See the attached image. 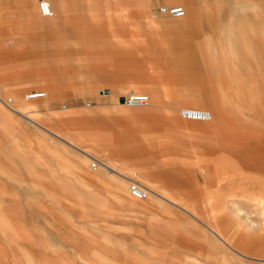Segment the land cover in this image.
<instances>
[{"label": "rangeland", "instance_id": "obj_1", "mask_svg": "<svg viewBox=\"0 0 264 264\" xmlns=\"http://www.w3.org/2000/svg\"><path fill=\"white\" fill-rule=\"evenodd\" d=\"M21 1L0 0V96L11 104L15 101L12 94L18 92L17 100L23 104V109L19 110L29 109L27 115L31 118L34 117L31 112L36 110V103L55 106L58 112L66 111L70 126L65 130L66 136H70L65 139L78 145L75 139H78L79 124L83 132L85 130L86 153L89 154L86 160L88 173L94 170H89L90 165L96 163L94 159L113 164L119 192L113 193L114 188L107 187L109 183L92 181V184L102 187H98L96 192L88 188V194L96 198L94 209L88 204L89 211H94L88 214V219L92 220L89 223H95L103 232L111 231L119 238L130 240L138 250L146 248L148 251L144 253L148 264H205L201 262L206 252L202 253L200 249H207L205 246L209 243L204 246L195 245L194 237L204 234L201 230L211 234L208 227L219 215L217 211L222 209V204L231 214L233 227L241 231L249 241H255L262 234L263 229L258 226L263 221L261 207L256 201L243 202L241 189L246 184L243 181V171L246 169L253 171L252 174L264 176V164L258 161L254 166L244 163L247 160L242 156V148L250 150V145L246 141L222 140L221 137L225 135L211 132L203 134L206 139L200 140L199 135L191 131L197 127L196 124L178 116L177 110L183 106L175 109V116L181 122L166 120L165 123V119H162L164 109L149 108L153 111L149 112L151 96L146 90H136L159 87L158 102L165 105L171 100L161 89L165 85L166 88L171 86L167 84L172 82L169 80L175 77L174 74L180 78L172 87L174 91L181 93L188 90L187 85L191 87L187 80L191 71L181 69L190 59L185 60L187 56L172 45L173 33L176 31L173 26L178 24L170 20L183 18L172 17L159 10L162 6H181L178 1L49 0L53 17L46 16V20L36 18L40 15L38 0H23L32 8L31 15L22 8ZM196 1L208 4L213 0ZM7 6H10L9 10L5 9ZM188 47L184 46L185 49ZM198 69L200 73L205 70ZM159 83L162 85L159 86ZM46 89L51 90V94L42 99L23 98L31 91ZM107 89L112 90V96L108 95ZM132 90L147 94V104L144 103L140 108L124 105L123 98ZM183 99L184 105L188 106L187 99ZM256 101H262L264 105V93ZM199 104L196 107L209 110L203 102ZM237 104L241 106L242 101L239 100ZM254 113L259 118L257 124L253 125L256 128L254 135L262 137L254 141V145L257 152L264 154V119L260 118L264 114L255 110ZM233 115L231 119L236 122L234 125L242 129V106ZM52 131L60 133L59 130ZM235 136L242 137V132ZM229 152L233 154L230 159L232 170H235L232 172L230 199L226 195L227 190L219 187L223 186L222 182L217 180L214 173L205 176L213 166L211 160L217 164L222 160L217 157L218 154ZM168 161H172V164L183 163L184 167H178L186 171L184 175L187 179L190 180L189 175L195 181L198 179L197 184L186 181L181 183L182 187L167 191L154 188L148 182L149 173L164 176L167 170H171L163 164ZM146 177L147 181H144ZM131 181L163 195L176 205L159 199L146 189V197L143 199L129 195L127 187ZM253 181L260 179L256 177ZM186 184L188 187L183 188ZM132 202L144 206V209L134 207ZM42 210L47 214L52 213L47 206H43ZM58 221L57 226L68 227L74 261L76 252L72 249L77 245L76 242L80 243L79 231L62 219ZM168 223L176 224L181 229L178 232L180 235L169 237L176 241L164 238L162 225ZM187 228L190 234L184 240L181 236L187 235L184 230ZM205 240L208 242V235ZM24 247L27 249L22 254L25 256L28 253L35 258L30 262L24 261V264H52L53 259L58 260V251L61 250L57 245L50 244V253L46 254L41 250L42 247L37 253L28 249L31 247L28 244ZM101 249L99 242H92L88 249L84 246L83 254L98 253ZM224 249L228 251L229 248ZM236 249L243 255L231 250L226 264L230 261L232 264H259L250 262V257L264 260V245L247 244ZM218 251L222 254L224 250L214 248L215 256ZM121 260L120 263L123 258Z\"/></svg>", "mask_w": 264, "mask_h": 264}, {"label": "crops", "instance_id": "obj_2", "mask_svg": "<svg viewBox=\"0 0 264 264\" xmlns=\"http://www.w3.org/2000/svg\"><path fill=\"white\" fill-rule=\"evenodd\" d=\"M176 1L181 4L184 16L176 17L183 19L170 20L178 24L173 26L176 31L173 33L172 45L187 56L185 60L190 59V62L183 65L181 69L191 71L188 74L189 78L187 77L191 87L187 85L188 90L181 93L174 91L172 87H175L180 79L179 75L174 74L175 77L169 80L172 82L167 84L171 86L166 88L165 85L161 89L171 100L165 105L158 102L159 87L136 88V90H146L151 96L148 109H164L165 114L163 113L162 119H165V123H167L166 120L180 121L175 116V109L178 106L203 109L196 107L203 102L211 116L207 121H189L197 126L191 130L192 133L198 134L200 140L206 139L203 134L211 132L225 135L221 137L222 140L246 141L245 143L252 149L242 148V156L247 160L244 163L254 166V163L258 161L264 164V154L257 152L254 145V141L261 140L262 137L254 135L256 128L253 126L259 119L254 110L264 114L263 102L256 101L264 93V0H213L208 4L196 0ZM48 2L51 8L49 17H53L52 3L49 0ZM21 6L26 13L32 14L33 10L28 3L22 0ZM6 8L9 10L10 6ZM44 17L41 14L36 16L39 20H46V16ZM187 45L189 47L185 49L184 46ZM198 68L205 69L206 72L200 73ZM180 77L183 76L180 75ZM160 85L162 84L159 83ZM107 90L108 95L112 96V90ZM41 92H44L45 96L51 94L49 89ZM12 97L15 100L11 102L13 106L0 96V264H24V261H33L35 258H32L30 254L27 253L25 256L22 254L24 249H27L24 247L25 244L30 245L28 249L34 250V253L39 252L42 247L41 250L46 254L50 253L48 247L50 244L57 245L61 249L58 251L60 256L57 261L53 259L52 264H148L144 253L148 251L146 248L138 250L133 247L130 240L119 238L111 231L103 232L95 223H89L92 220L88 219V214L94 211H89L88 204L94 209L96 198L88 194V188L96 192L98 187H102V185L92 184V181L109 183L107 187L114 188L113 193L119 192L118 180L115 178L117 172L113 164L93 158L96 163L94 166L91 164L89 170H94L88 173L86 160L89 154L86 153V133L81 129L80 124L78 139H75L78 145H74L65 139L70 136H66L65 130L70 126V119L65 115L66 111L58 112L55 106L36 103V110L31 112L34 117L31 118L27 115L29 109L19 110V108L23 109V104L17 100L19 93L12 94ZM183 98L188 101L186 105L193 106H185ZM38 99L42 98L32 100ZM239 100L242 101V129L237 128V124L234 125L236 122L231 119L238 108H241L237 104ZM150 109L149 112H153ZM260 118L264 119V116ZM52 130H59L60 133L58 131L54 133ZM238 132H242V137L236 138L235 135ZM232 156L230 152L220 153L217 157L222 160L217 164L211 160L213 166L208 169V172L203 170L206 172L205 176L211 172L215 174L217 180L223 185L219 187L227 190L226 195L229 199L231 198L232 172L235 171L232 170L233 164L230 159ZM163 164L171 169L167 170L164 176L149 173L148 182L154 188L167 191L182 187L181 183L186 181L198 182V179L195 181L191 175H189L190 180L187 179L188 177L184 175L186 171L178 167H184L183 163L172 164V161H168ZM245 164H243L244 167ZM96 166L98 167L95 169ZM252 172L247 169L243 171V181H246V184L241 187L243 202L256 201L261 207L263 221L258 226L263 229L262 234L255 241H249L241 231L233 227L228 208L219 203L222 204L220 206L222 209L217 211L219 215L208 227L211 234L201 230L204 234L194 237L197 243L195 245L204 246L209 243L205 246L207 249L203 247L200 249L202 253L206 252L201 263L226 264L229 262L227 258H230L231 250L243 255L236 247L242 248L247 244L264 245V176L252 174ZM256 177L260 181H253ZM144 181H147V177ZM186 187H188L187 184L183 186V188ZM143 189H146L148 193H154L163 201L176 205L175 202L147 187ZM210 195L209 193L208 196L211 198ZM132 204L140 210L144 209L142 205L134 202ZM43 206H47L52 213H45L42 210ZM223 214L224 217H222ZM58 219L64 220L66 224L74 225L79 231L80 243L76 242L77 245L72 249L74 253L76 252L74 261L71 256L72 237L68 227L57 226ZM93 220L95 221L94 217ZM250 222L254 224L253 221ZM162 226L166 240H173L174 238L169 237L180 235L178 232L181 229L178 225L168 223ZM184 230L187 235L181 237L187 239L190 230L188 228ZM207 235L208 242L205 240ZM92 242H99L102 249L98 253L84 255V246L88 249L89 243ZM184 245L181 246L185 247ZM218 247L224 251L222 254L218 251V255L215 256L214 248ZM224 247L229 248V253ZM226 254L229 255L226 256ZM121 258H123L122 263H120ZM250 258L252 263L263 260L256 257ZM229 264H232L231 261Z\"/></svg>", "mask_w": 264, "mask_h": 264}, {"label": "built area", "instance_id": "obj_3", "mask_svg": "<svg viewBox=\"0 0 264 264\" xmlns=\"http://www.w3.org/2000/svg\"><path fill=\"white\" fill-rule=\"evenodd\" d=\"M37 9L42 15L49 14L48 3L44 0L37 1ZM160 12L170 15L172 17H181L183 15V10L180 6H173L167 8L165 6L160 7ZM44 93L31 91L29 94L25 95V99H35L42 98ZM147 96L143 93H127L123 98V104L129 107H136L146 103ZM178 116L185 120H194V121H207L210 118V114L203 109L190 108V107H181L177 110ZM127 192L129 195L136 198H144L146 192L142 189L136 182L131 181L127 187ZM259 264H264V260H260Z\"/></svg>", "mask_w": 264, "mask_h": 264}, {"label": "bare ground", "instance_id": "obj_4", "mask_svg": "<svg viewBox=\"0 0 264 264\" xmlns=\"http://www.w3.org/2000/svg\"><path fill=\"white\" fill-rule=\"evenodd\" d=\"M44 1H46V0H44ZM47 3H48V6H49V14L48 15H43V16H49L50 14H51V8H50V5H49V2H48V0L46 1ZM181 7V6H180ZM167 8H169V7H167ZM171 8V7H170ZM182 8V7H181ZM182 10H183V8H182ZM40 13V12H39ZM42 15V14H41ZM182 16H184V10H183V15ZM44 93V92H43ZM128 93H142V92H133V91H130V92H128ZM27 94H29V93H27ZM27 94H25V95H27ZM143 94H145V93H143ZM147 97H148V95L147 94H145ZM44 96H45V93H44ZM33 99V98H32ZM143 105V104H142ZM142 105H139V106H136V107H132V108H137V107H140V106H142ZM207 111V110H206ZM209 114H210V112L209 111H207ZM210 116H211V114H210ZM192 121H194V120H192ZM95 165V163L94 164H92V166H94ZM242 187V186H241ZM143 189V188H142ZM145 190V189H144ZM147 191V190H146ZM145 191V192H146ZM258 260V259H257Z\"/></svg>", "mask_w": 264, "mask_h": 264}]
</instances>
